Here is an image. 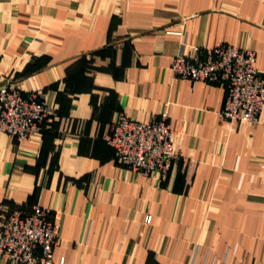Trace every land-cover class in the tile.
I'll return each instance as SVG.
<instances>
[{
	"label": "crops",
	"instance_id": "0c3cea01",
	"mask_svg": "<svg viewBox=\"0 0 264 264\" xmlns=\"http://www.w3.org/2000/svg\"><path fill=\"white\" fill-rule=\"evenodd\" d=\"M217 44L264 79V0H0V87L50 109L23 143L0 132V215L45 211L54 264H264V111L228 125L225 86L172 70ZM122 116L167 118L165 179L119 163L104 135Z\"/></svg>",
	"mask_w": 264,
	"mask_h": 264
},
{
	"label": "built area",
	"instance_id": "2783aa9c",
	"mask_svg": "<svg viewBox=\"0 0 264 264\" xmlns=\"http://www.w3.org/2000/svg\"><path fill=\"white\" fill-rule=\"evenodd\" d=\"M254 51L217 44L211 49L193 47L172 62L176 77L193 83L223 85L226 102L220 118L228 125H255L264 111V79L260 77ZM50 109L37 94L23 95L11 84L0 87V132L23 143L42 130ZM104 141L119 163L144 178L165 179L182 155L173 143L167 118L148 123L122 116L111 124ZM146 222L149 224L151 218ZM57 228L47 213L0 215V258L13 264H54Z\"/></svg>",
	"mask_w": 264,
	"mask_h": 264
}]
</instances>
